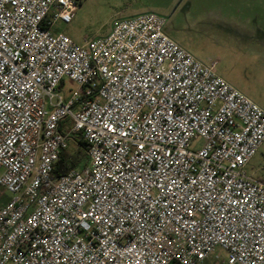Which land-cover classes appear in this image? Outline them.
<instances>
[{"label": "built area", "instance_id": "1", "mask_svg": "<svg viewBox=\"0 0 264 264\" xmlns=\"http://www.w3.org/2000/svg\"><path fill=\"white\" fill-rule=\"evenodd\" d=\"M77 8L0 0V264H212L218 249L221 264H264V181L246 172L264 109L166 18L122 19L79 46L53 31ZM73 134L89 163L57 177Z\"/></svg>", "mask_w": 264, "mask_h": 264}, {"label": "rangeland", "instance_id": "2", "mask_svg": "<svg viewBox=\"0 0 264 264\" xmlns=\"http://www.w3.org/2000/svg\"><path fill=\"white\" fill-rule=\"evenodd\" d=\"M154 13L166 18V34L204 64H216L218 74L235 89L264 109V0H78L69 24L58 22L53 31L79 46L105 39L115 24L126 18ZM77 85L66 80L62 91L69 99ZM72 121L62 124L72 133ZM202 140L194 143L200 149ZM69 148L74 149L72 140ZM81 166L79 169H83ZM246 172L264 181V145ZM10 196L0 188V207ZM220 259L226 252L218 249Z\"/></svg>", "mask_w": 264, "mask_h": 264}, {"label": "trees", "instance_id": "3", "mask_svg": "<svg viewBox=\"0 0 264 264\" xmlns=\"http://www.w3.org/2000/svg\"><path fill=\"white\" fill-rule=\"evenodd\" d=\"M73 142L74 149L63 150L60 160L56 164L54 175L62 177L71 170L79 169L81 166L86 167L89 163L88 146L81 134H73L70 138Z\"/></svg>", "mask_w": 264, "mask_h": 264}]
</instances>
